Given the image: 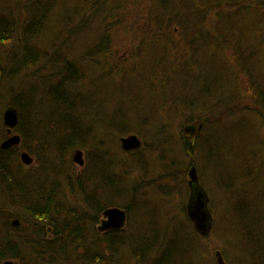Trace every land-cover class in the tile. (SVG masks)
Masks as SVG:
<instances>
[{
	"label": "rangeland",
	"instance_id": "1",
	"mask_svg": "<svg viewBox=\"0 0 264 264\" xmlns=\"http://www.w3.org/2000/svg\"><path fill=\"white\" fill-rule=\"evenodd\" d=\"M203 1L165 0L161 3V0H68L67 5L74 12L70 9H68L69 14L63 11L57 12V19L61 22L38 41L41 46L44 42L48 43L47 58L53 51V54H57L55 61L60 60L58 57L61 59L65 57L80 66L82 79L80 80V76L78 78L83 84L74 89L76 92L72 90V93L77 98H82L84 117L95 132L93 144L81 149L85 158L82 167L72 162L73 153L80 148L70 150L64 155L63 160L56 162L59 165L62 161L60 165L72 174L73 179L66 181L64 187L57 190L58 201L65 204L68 210L83 206L75 177L88 176L91 158L94 156L92 149L97 146L105 150L109 149L107 154L108 157L116 160H114L116 165L114 170L118 171V177L127 183L132 191L136 188L137 196L133 199V204L138 216L133 215L130 223L127 219L125 227L118 231L119 240L125 239L128 243L125 247H118V251L113 255H109L113 259L106 253L107 259L104 264H155L156 261H161L165 252L169 251L175 253L173 261L162 260L164 264H216V252L221 253L226 264H241L240 244L232 231V228L236 229V223L231 220L233 216L231 210L240 194L251 197L248 199L249 202L264 197L263 174L260 181L261 166L264 164V121L257 114L255 118L252 115L254 112L242 111L248 106L256 108L253 94L250 92V84L247 83V74L254 71L257 75L264 76V20L250 19L256 17L251 14L249 16V11L253 7L249 4L256 0H207V3L214 5L217 3L218 6L214 10L212 8L213 16L208 12L209 6L201 10L204 11L205 16L203 15L202 20L197 21L196 24L200 26L199 24L203 23V26L209 27L213 22L209 19L214 18L215 14H218V20L214 19V22L219 21L218 24L222 28L228 22L227 19L223 20L224 17L233 16L238 19L241 22L239 27H243L247 32L246 37L241 39L245 49L242 54L251 58H247L246 65L245 61H240V57L232 47L231 49L227 47V51L215 47L216 52H209V56L201 49L197 57L200 68H197L184 55L183 50L189 52L196 43H199L196 37L199 29L188 27L183 30L174 22L167 24L169 21L165 17L166 14L173 15L171 10H183L190 4H195L198 7L196 10H199L204 5ZM63 2L66 5L65 0ZM22 3H17V6ZM100 6H103L104 11L93 17L95 10ZM22 9L20 6L14 10L15 12L13 11L19 19L22 17L20 15ZM176 13L173 16L174 20L178 21L181 12L176 11ZM263 15L264 10L259 17ZM159 16L163 19H157ZM248 19H250L249 23ZM82 20H87L86 27L76 37L77 34L72 32L78 30V22ZM64 21L73 24L69 26V30L67 27L63 28ZM210 27L209 31L206 30L207 28L202 29V33L211 32ZM187 30L188 33L183 38V32ZM211 36L213 37V33ZM208 39L210 40L209 36ZM164 42L166 49L163 46L155 48ZM12 44L0 46L1 63L5 62L7 52L16 51L17 47ZM102 44L103 48L105 47V54L89 58L86 56L87 53L94 55L90 53H93L95 48H100ZM46 61L42 64L40 61L39 67L34 69L38 70L37 76L40 78L33 77L32 71L17 77V81H24V91H31L34 95L32 109L34 113L41 100L43 101L44 84L37 80H40L41 76L42 80L48 78L50 65ZM207 63H212V66H207L208 72H214L216 65L221 64L220 69L224 71L221 83L226 88L218 86L217 92L214 90L213 93L212 89H209V93L203 92V84L208 80V72L204 70ZM1 67L2 64L0 70ZM2 75L0 71V137H6L7 127L3 123V115L10 98L15 94L9 96L8 84L3 80ZM218 79L219 77L217 81ZM211 81L217 85L214 79ZM233 83L237 86L235 90L232 87ZM233 93L234 96H238V103L234 104L231 115L226 111L229 101L226 96H232ZM175 97L179 98L182 104H177ZM43 117L50 120L51 115L46 112ZM38 119L40 117L37 115L31 117L32 131L40 136L41 131L37 133V129H34ZM221 123H225V128L218 129ZM234 124L238 127L235 131H233ZM17 126L11 130L13 134L6 139L20 135ZM192 126L194 130L189 132L187 129ZM227 127L229 134L225 133ZM66 130L61 125L59 132L61 135L65 134V140L68 139ZM218 132L220 138L225 137L228 142L220 149L222 164L216 167L228 169L230 166L231 172V167H234V170L237 168L236 161L242 163L248 160L249 166L244 165L248 166V172L245 175L241 171L237 172L239 185L242 187L237 186L242 188V192L233 194L234 197H231V192L219 188L220 176L215 173L216 168L214 172L202 155V149L203 153L208 149L210 140L217 142L215 140L216 136L219 137ZM129 135H136L141 147L124 152L121 149L120 139ZM251 137L254 138L248 148L251 157L245 158L243 157L245 148L242 149V146H247ZM47 138L53 140L52 135ZM23 150L25 149L20 145L11 154L15 161L14 170H18L17 175L21 174L26 179L34 177L36 179L41 170L39 157L32 150L26 149L25 152L34 160L33 165L29 167L20 160ZM204 155L207 153L205 152ZM252 166L255 171L251 174L253 177H249ZM54 168L56 173L53 178L54 181H58L59 171L56 166ZM192 169H195L198 184L208 198V210L212 220L210 232L206 236H201L194 230L187 216V205L192 192L189 186V173ZM42 175L39 174V184ZM36 181L33 186L37 185ZM120 200L123 204L129 203V199L120 198ZM14 212L21 218L25 215L23 210ZM258 215L264 216L263 203H259ZM26 224L29 225V220H26ZM257 229L264 231V223L262 226L258 225ZM145 230L149 232H144ZM90 234L87 233L88 237H83L84 242L77 247L71 244V249L68 248V256L62 255L60 259L57 257L53 260L41 250L39 252L26 248L20 262L97 264L81 257L85 250H90L89 256L98 250L101 255H105L106 247L100 244L99 234ZM153 240L156 241L155 246L145 252L142 262H138L134 246L145 242L149 249ZM171 241L176 244L174 248L168 247Z\"/></svg>",
	"mask_w": 264,
	"mask_h": 264
},
{
	"label": "trees",
	"instance_id": "2",
	"mask_svg": "<svg viewBox=\"0 0 264 264\" xmlns=\"http://www.w3.org/2000/svg\"><path fill=\"white\" fill-rule=\"evenodd\" d=\"M21 1H23L24 4ZM67 1L68 0H65V5L63 0H0V46L14 43L12 45L17 47L16 51L7 52V55L5 56V62L1 63L0 61V64H2L0 71L3 74V80L8 84V89L18 88L17 92L13 97L10 98L8 103L18 112L19 122L17 131L19 132L23 129V127H27L26 122L33 123L31 117L37 115V117H40V119H38L37 123H35L34 129H37V133L41 131L39 133L40 136L38 137L37 134L33 132L35 135L32 134L30 140L37 136L40 138V141H45L49 135H52L53 140H57L62 146L63 151L66 153L70 152V150L74 148L84 149L90 144H93L95 139V132L92 130V125H89L88 122H86V117H84L83 100L82 98H77V96L72 93V90L76 92L74 89L83 84V82L80 81L82 79L80 66L76 62H73L71 59H67L65 57H62V59L61 57H58L60 60L55 61V56H57V54H53V51L49 58H47L46 55L49 51L47 50V48H49L48 43L44 42L41 46V44L38 42L46 33L50 32L54 26L61 22L57 19V12L63 11L69 14L68 9L74 12L73 9L67 5ZM164 2L165 0H161V3ZM203 2L204 5L201 7V9L199 8V10H196L198 7L195 4H190L188 6L184 5L186 7H184L183 10H171L174 16L177 14L176 11L181 12L178 21L174 20L175 17L173 15L170 16V14H166L167 17H165V19L169 21L167 24L174 22L176 26L183 28V30L188 29V27L192 29H199L196 36L199 43H196L194 48L189 52L183 50L184 55L194 63L193 65H195L197 68H200V64L197 62V57L200 55L201 49L207 56H209V52H216L214 51L215 47L226 51L228 49L227 47H232L237 56L240 57V61H245V64L247 65V58L251 57L242 54V51L245 49L241 42V39L246 37V29L239 27L241 22L238 21V19L233 18V16H229L228 18L223 16V20L227 19L228 22L226 25L223 23L226 27L224 26L222 28L220 24H218L219 21H217L218 14H215L214 18L209 19L210 21H213V25L211 23V27L209 26L211 28V32H207L209 31V27L203 26V23L199 24L200 26L196 24L197 21L202 20L203 15L205 16L204 11L201 10L206 9V7L209 6L208 12H211L213 16L212 8L214 10L218 5L217 3L215 5L211 4L210 2L207 3V0H204ZM17 3H22V5L17 6ZM205 3H207V5H205ZM249 5L253 6L251 11H249V16L251 14V16L255 15L256 17L250 19L255 21H263L264 15L263 17H259V15L264 10V1L256 0ZM20 6L23 8L20 12V15L22 16L21 19H19L14 13V10ZM191 6H193V9H191ZM95 11L96 12L94 13L93 17H96L98 13L103 12L104 8L103 6H100V8H97ZM157 19H163V17L159 16ZM214 19H217L216 22H214ZM250 19L247 20L248 23L250 22ZM86 23L87 20L79 21L77 27L78 30H75L72 33L75 35L77 34L76 37L79 36L83 28L86 27ZM62 24L64 25L63 28L67 27L68 30L70 29L69 26L73 25L72 23L70 24L69 22L65 21ZM166 28L168 27L166 26ZM204 28H207V31L202 33V29ZM223 30L225 31L223 32ZM187 33L188 30L183 32V38L186 37L185 35ZM211 33H213V37L211 36ZM208 36L210 37V40L208 39ZM15 38H18L19 40ZM102 43H104L103 40ZM165 44L166 42L156 46L155 48L157 49L163 46L166 49ZM52 45L53 44H51V47ZM224 45H226L225 48H222ZM95 49L96 50H93V53H90L94 55H87V53L86 56L89 58L91 56L105 54V47L103 48V44L100 48ZM0 59H2L1 56ZM45 60H47L46 62L50 65L47 75L48 78L47 80H42L41 76V79L37 80L38 82H41V84H44L42 89L43 101L41 100L37 111L34 113L32 111L34 106V95L31 91H24V81H17V77L19 78V76L27 71H32L33 77H36L38 75V70L35 71L34 69L39 67L38 65L40 61L42 64ZM209 60H211V58ZM220 65L221 64H219V66L216 65V70L214 72H208L207 66H212V63L206 64L204 70L208 72V80L205 81V84H203V92L209 93V89H212L213 93L214 90L217 92L219 88L218 86L226 88V86L221 83L223 80L222 75H224V71L220 69ZM6 69L10 70L6 71ZM78 76H80V80ZM37 77L40 78L39 76ZM217 77H219L218 81ZM246 78L247 83L250 84V92L253 94V101L256 104V108H249L248 106V108L244 107L242 111L252 113L254 112L255 115H252L255 118L257 117V114L260 115L264 121V76L257 75L254 71H250ZM212 79H214L217 85L211 81ZM48 84L50 85L48 86ZM232 87L235 90L237 88L236 83H233ZM234 95L235 93H233L232 96H226V99L229 100L227 102L226 111L227 113L230 112V114L233 111L234 104L238 103V96ZM175 102L177 104H182L180 103V99L177 97H175ZM46 112H49L51 115L49 118L50 120H46L45 117H43L45 116ZM230 114L229 117L232 115ZM61 125L67 129V140L64 139L65 134L61 135L59 132ZM219 127L220 129L223 127L225 128V123H221L218 126V129ZM237 129L238 127L236 124H234L233 131ZM225 133L229 134V127L226 128ZM20 135H22V133ZM57 135L58 137H56ZM216 138L217 139L215 141L218 143L210 140L208 143V149L205 151L207 155H204L205 152L203 153V149L202 155L203 158L207 159V161L210 163L214 172L216 168L215 173L220 176V186L218 185L219 188H222L225 192H231V197H234V195L242 192V188H239L242 187V185H239L237 172L241 171L243 175L248 172V160L247 162L243 161L242 163L235 160V165H237V168L234 170V167H231V172L230 166H228V169L216 167V165L222 164L220 158V149L222 146L226 145V142H228L225 137L220 138V133L219 137L216 136ZM253 141L254 138L251 137V141L249 140L247 142V146H242V149L245 148L243 151L245 155H243V157H251L248 152V148L253 143ZM21 143L23 145V141ZM14 151L15 148L9 149L7 151L0 149V217L9 215L8 213H4L3 209V207L7 204H17L30 212L36 213L38 218L29 219V226H32L34 229H36V231L34 234H29L22 241V246H31L36 249L40 248L41 246L40 250L42 253L48 254L49 258L53 260H56L57 257L60 259L62 255L68 256V248L71 249V244H75L77 247L80 245V243L84 242L83 237L85 233L82 228L77 225H67L61 221L55 220L57 218V214L68 213V208H66L65 204L57 200V190L62 187L60 184L61 179H64L65 181H67L66 179H70V181H72V174L68 173V171L62 165H60L62 161H60L59 165H57L56 162L58 159L54 158L51 154L48 153L41 155L38 152H33L38 155L39 164L41 167L36 179L35 177L28 179L25 177L22 179H16L15 177L13 178L9 173L8 168L12 164L11 160L13 157L11 154ZM92 151H94L93 155L103 160L102 163L106 167L99 172V179H97V177L91 178L87 175L80 178L75 177L80 191L78 194L83 205V209H80L84 212L82 215L87 216L93 210L92 212H95L96 216L100 217L102 213V207H117L126 211L130 223L131 217L133 215L138 216L133 204V199L137 196L136 188H134L132 191L131 188L127 186V183L123 182L122 179L114 174V172H111V170H114L116 167L114 163L116 160L113 157H108L107 153L109 152V149L105 150L102 147L97 146V148H93ZM113 154L115 155V153ZM244 165L248 166L245 167ZM54 166H56L59 171V177L57 178L58 181H54L55 178H53L54 174L56 173ZM250 168L252 169L250 170L249 177H253L251 174L255 170L253 166ZM261 168L260 181L262 179L261 174H263L264 180V164L261 166ZM90 170L91 169H89L88 173ZM41 173L43 175L41 176V184H39V174ZM35 181L37 185L33 186ZM51 181L52 183H50ZM262 190L264 192V187ZM102 192H105V194H102ZM241 197L244 196L240 194L237 197L238 199L231 210L233 215L231 220L236 223V229L232 228V231L240 244L239 253H241L242 257L240 260L241 264H264V231L262 229H257L258 225L262 226L264 223V216L258 215V206L259 203L264 204V197L261 199H252L251 202L248 201V199H251V197L246 196L244 197L245 199H242ZM120 198L129 199V203L123 204ZM135 208L139 209V207ZM75 212H77V210ZM10 216L19 217L13 214ZM144 232H149V230H145ZM118 236V232H110L104 234L103 236H99L100 244L106 247L105 255H101V252L98 250V252H93L89 256L90 250H85L81 257L83 259H87L90 263L94 262L97 264H104L107 256L113 255L114 252L118 251V247H125L127 245L126 243L128 242L125 239L119 240ZM170 243L171 245H168V247L174 248L176 246L173 241ZM150 244L151 246L149 249H147L145 242H141L140 244L134 246L138 262H142V260H144L143 257H145V252L152 250L156 244V241L153 240ZM187 245L189 244L187 243ZM16 253L15 251L2 252L3 255L8 256L9 258L14 257ZM174 255V251L171 253L170 251L165 252V255L160 259L161 261H156L155 264H164L162 260L164 262L168 260L172 262ZM37 256L42 258L39 255ZM109 257L113 259V257ZM21 264H23V262H21ZM46 264L51 263L46 262Z\"/></svg>",
	"mask_w": 264,
	"mask_h": 264
},
{
	"label": "bare ground",
	"instance_id": "3",
	"mask_svg": "<svg viewBox=\"0 0 264 264\" xmlns=\"http://www.w3.org/2000/svg\"><path fill=\"white\" fill-rule=\"evenodd\" d=\"M17 89L18 88H9L7 90L9 96L15 94L17 92ZM17 122H19L18 112H17ZM26 125H27V127H23V129L19 131L20 133L18 132L19 134L22 133V135H18L21 138L20 143L18 145L12 146V147L6 148V149L1 148L2 144L5 141H7V139H8V138L6 139V137L2 136V137H0V149L3 151H7V150L12 149V148H17L20 145H22L21 142L23 141L22 148H24L25 150L30 149L33 152H38L41 155L49 153L54 158H56L58 160L64 159V155H66V152L63 151L62 146L59 144V142L57 140H51L50 141L48 138H46L45 141H40V138H38L39 136L38 137L36 136L38 139L35 137V138H32L30 140V138L33 134V131H32L33 125L31 122H26ZM4 129H6V128H4ZM187 130L189 132H192L194 130V127L192 126L191 128H189ZM25 150H23V152H21V155L22 154L28 155V153L25 152ZM76 150L80 151L81 158H82L83 162H85L83 151L81 149H76ZM21 155H20V158H21ZM20 160L22 162V159H20ZM102 161L103 160L101 158L99 159V157H96L95 155L92 156L91 165H90L91 170L88 173L89 177H91V178L97 177V179H99V177H98L99 172L106 167V166H104ZM11 162H12V164L8 168L9 173L12 175L13 178L15 177L16 179H22L23 176L21 174L17 175L18 170H14V165H15L14 159H12ZM30 165H27V166H30ZM111 172H114V174L118 176L117 170H111ZM115 172H117V173H115ZM76 178H80V177H76ZM66 180L70 181V179H66ZM71 180H73V179H71ZM64 183L66 184V181L64 179H61L60 184L62 187H64L63 186ZM102 194H105V192H102ZM109 208H117V207H108V208L102 207V213H101V216L99 217V216H96L95 212H92L93 210L87 216H83L82 214L84 212L80 210V209H83V206L82 207H75V208H72V210L71 209L68 210V213L57 214L56 215L57 218L55 220L61 221L67 225H77V226L81 227L82 230L86 232V233H84V237H88L87 233L88 234H90V233L91 234L92 233L93 234H99V236H101V235H104V234L110 233V232H112V233L118 232V231L102 232L100 230V226H101L100 223H101L102 218H103L102 214H103V212H105ZM3 209H4V213H8L9 215H4V216L0 217V252L20 250L23 247L21 244L22 241L29 234H34L36 231V229H34L32 226H29L26 224V220L38 218V215L36 213L30 212V211L24 209L22 206H19L17 204L16 205L7 204L3 207ZM17 210H23V212L25 213L23 218H25L26 220L21 218V217L10 216L12 214L18 216L14 212ZM76 210H77V212H75ZM122 210L126 214V219H128L126 211L124 209H122ZM189 221L191 222L190 219H189ZM191 224L193 225L192 222H191ZM4 263L13 264L10 261H5Z\"/></svg>",
	"mask_w": 264,
	"mask_h": 264
},
{
	"label": "water",
	"instance_id": "4",
	"mask_svg": "<svg viewBox=\"0 0 264 264\" xmlns=\"http://www.w3.org/2000/svg\"><path fill=\"white\" fill-rule=\"evenodd\" d=\"M3 123L7 127L8 133H10L11 130L17 126V111L13 106L8 105L6 107L3 115ZM19 143L20 137L18 135H13L2 144L1 148H10L12 146L18 145ZM120 144L121 149L124 152L137 150L141 147V142L136 135H129L127 137L121 138ZM21 159L26 165H30L33 161L27 154H22ZM72 162L80 167L84 165L79 150H76L73 153ZM189 177V186L192 188V192L190 193V198L187 205V216L193 223L194 230L201 236H206L210 232L212 220L208 210V198L206 193L198 184L195 169L190 171ZM102 216L103 218L100 223V230L102 232L120 231L125 227L127 222L126 214L120 208H109L103 212ZM215 258L216 264H226L220 252L215 253Z\"/></svg>",
	"mask_w": 264,
	"mask_h": 264
},
{
	"label": "flooded vegetation",
	"instance_id": "5",
	"mask_svg": "<svg viewBox=\"0 0 264 264\" xmlns=\"http://www.w3.org/2000/svg\"><path fill=\"white\" fill-rule=\"evenodd\" d=\"M11 134H13L12 132H10V134L8 133V131L6 132V137H8V136H10ZM21 139V138H20ZM29 155V154H28ZM33 159V158H32ZM34 161V160H33ZM33 161H32V163H33ZM33 165V164H32ZM32 165H30V166H32ZM29 166V167H30ZM51 232V231H50ZM26 247V246H25ZM22 247L20 250H17V251H15V253H16V255L14 256V257H11V258H9L8 256H5V255H3L2 254V252H0V264H3L5 261H10V262H12L13 264H21V262H20V259L21 258H23V252L25 251V250H27L26 248H31V249H34L35 251H39L40 252V248H41V246H40V248H38V249H36V248H33V247Z\"/></svg>",
	"mask_w": 264,
	"mask_h": 264
}]
</instances>
